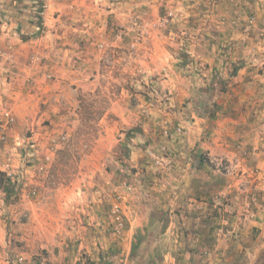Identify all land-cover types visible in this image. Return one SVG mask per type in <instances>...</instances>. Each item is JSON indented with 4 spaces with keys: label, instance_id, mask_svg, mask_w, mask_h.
Returning a JSON list of instances; mask_svg holds the SVG:
<instances>
[{
    "label": "rangeland",
    "instance_id": "rangeland-1",
    "mask_svg": "<svg viewBox=\"0 0 264 264\" xmlns=\"http://www.w3.org/2000/svg\"><path fill=\"white\" fill-rule=\"evenodd\" d=\"M122 1L78 62L75 114L40 117L0 176V264H264V167L236 162L230 120L264 73L255 6Z\"/></svg>",
    "mask_w": 264,
    "mask_h": 264
},
{
    "label": "crops",
    "instance_id": "crops-1",
    "mask_svg": "<svg viewBox=\"0 0 264 264\" xmlns=\"http://www.w3.org/2000/svg\"><path fill=\"white\" fill-rule=\"evenodd\" d=\"M165 1L169 5H181L187 0ZM242 1L255 6L258 24L253 32H262L264 0ZM108 3L112 9L102 6ZM122 5V0H0V111L8 106L16 114V123L9 130L11 145L37 140L42 131L48 133L41 128L39 119L42 116L52 117L60 112L67 117L75 114L71 102L76 96L74 84L78 80V64L81 60L93 61L92 46L105 33L101 18L109 13L119 18ZM262 45L264 48V39ZM248 82L251 92L246 96L255 109L250 113L245 111L242 122L239 117L230 118L235 123L232 126L246 135L242 145L234 147L235 159L240 165L264 167V73L259 81ZM40 102L48 106L41 112ZM64 105L68 106L67 110L63 109ZM250 144H261L260 153H257L260 156L252 154ZM244 148L249 150L248 157L242 159L238 154ZM1 204L0 193V243H3L6 225ZM58 243L63 242L58 239ZM170 257L166 264H174L175 258Z\"/></svg>",
    "mask_w": 264,
    "mask_h": 264
},
{
    "label": "built area",
    "instance_id": "built-area-1",
    "mask_svg": "<svg viewBox=\"0 0 264 264\" xmlns=\"http://www.w3.org/2000/svg\"><path fill=\"white\" fill-rule=\"evenodd\" d=\"M16 123V114L11 107L5 106L0 111V172L7 177H12L17 171L14 170V151L21 144L9 143V130ZM52 155H47L50 161ZM119 218V217H118Z\"/></svg>",
    "mask_w": 264,
    "mask_h": 264
},
{
    "label": "trees",
    "instance_id": "trees-1",
    "mask_svg": "<svg viewBox=\"0 0 264 264\" xmlns=\"http://www.w3.org/2000/svg\"><path fill=\"white\" fill-rule=\"evenodd\" d=\"M1 175H3V173H1V172H0V176H1ZM2 179H3V178L1 177V179H0V180H2ZM78 264H80V262H78Z\"/></svg>",
    "mask_w": 264,
    "mask_h": 264
}]
</instances>
